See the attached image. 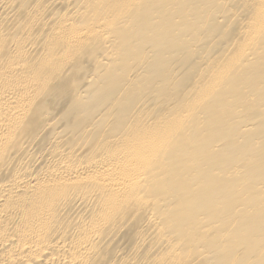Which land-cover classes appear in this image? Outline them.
I'll list each match as a JSON object with an SVG mask.
<instances>
[{
	"label": "bare ground",
	"instance_id": "6f19581e",
	"mask_svg": "<svg viewBox=\"0 0 264 264\" xmlns=\"http://www.w3.org/2000/svg\"><path fill=\"white\" fill-rule=\"evenodd\" d=\"M0 264H264V0H0Z\"/></svg>",
	"mask_w": 264,
	"mask_h": 264
}]
</instances>
